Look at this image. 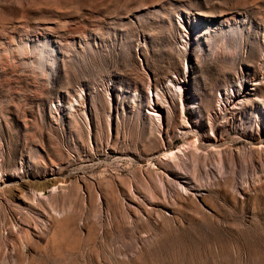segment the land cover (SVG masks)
Wrapping results in <instances>:
<instances>
[{
	"label": "rangeland",
	"instance_id": "rangeland-1",
	"mask_svg": "<svg viewBox=\"0 0 264 264\" xmlns=\"http://www.w3.org/2000/svg\"><path fill=\"white\" fill-rule=\"evenodd\" d=\"M0 264H264V0H0Z\"/></svg>",
	"mask_w": 264,
	"mask_h": 264
},
{
	"label": "bare ground",
	"instance_id": "bare-ground-1",
	"mask_svg": "<svg viewBox=\"0 0 264 264\" xmlns=\"http://www.w3.org/2000/svg\"><path fill=\"white\" fill-rule=\"evenodd\" d=\"M152 114V116H160L158 113H151ZM196 143V142H195ZM194 142H193V144H195ZM262 145V143H258V144H256V148L258 149V150H260V146ZM193 146H196V145H193ZM210 147H212V146H210ZM187 149V148H186ZM200 148H198L197 146H196V150H195V153L194 154H196L197 155V152H198V150H199ZM183 150V149H182ZM201 150V149H200ZM175 151H171V152H169V153H167L166 155H165V157L168 159V158H175Z\"/></svg>",
	"mask_w": 264,
	"mask_h": 264
}]
</instances>
